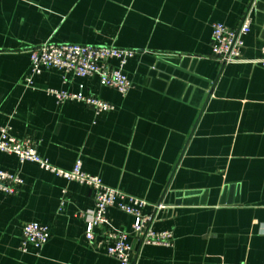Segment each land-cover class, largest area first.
<instances>
[{
	"label": "crops",
	"instance_id": "obj_1",
	"mask_svg": "<svg viewBox=\"0 0 264 264\" xmlns=\"http://www.w3.org/2000/svg\"><path fill=\"white\" fill-rule=\"evenodd\" d=\"M251 0H0V129L29 138L54 167L83 170L149 203L156 231L172 246L143 245L134 218L108 210L129 234L133 264H264V67L223 66L213 56V25L236 28ZM47 42L134 50L126 95L97 77L47 69L27 84L30 50ZM264 0L254 10L243 54L260 57ZM113 61L112 65L116 66ZM115 107L58 103L49 88ZM18 173L14 195L0 193V264H119L97 229L86 238L94 191L0 154ZM164 208L155 211L154 206ZM50 230L40 250H20L26 224Z\"/></svg>",
	"mask_w": 264,
	"mask_h": 264
},
{
	"label": "built area",
	"instance_id": "obj_2",
	"mask_svg": "<svg viewBox=\"0 0 264 264\" xmlns=\"http://www.w3.org/2000/svg\"><path fill=\"white\" fill-rule=\"evenodd\" d=\"M257 1L251 0L238 27L229 28L222 23L213 25L212 53L221 65L254 64L264 67V46L257 59H247L243 54L245 38L252 31ZM136 54L134 50L115 47L47 42L30 50L31 73L27 78V84L33 87L34 77L41 75L44 70L57 69L79 78L97 77L102 86L116 89L121 95L126 96L134 85L124 73V68ZM113 61L117 63L116 66L112 65ZM46 93L54 97L58 103L66 101L84 103L97 114L115 109L108 102L86 96L83 87L78 93L52 88L47 89ZM0 154L14 155L20 163H35L44 171L92 189L95 194V206L90 213L85 215L86 238L89 242H93L97 229H102V235L109 243L108 255L115 257L119 264H133L132 246L129 242V234L111 226L108 218L110 208L115 207L134 218L132 231L143 245L172 246L173 233L154 230L155 215L143 214L144 209L149 206L147 201L128 195L119 189L108 187L98 176L86 173L81 160L75 163L71 171L58 169L39 155L34 141L13 136L10 125L0 129ZM23 182L18 173L0 169V193L14 195ZM154 208L155 211H159L164 208V205L158 204ZM50 237V230L47 226L38 222L28 223L23 229L20 250L24 253H28L30 248L40 250L49 242Z\"/></svg>",
	"mask_w": 264,
	"mask_h": 264
}]
</instances>
